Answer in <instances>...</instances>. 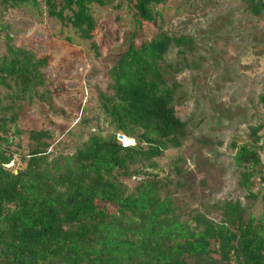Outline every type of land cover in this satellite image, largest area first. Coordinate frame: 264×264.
<instances>
[{
	"label": "trees",
	"instance_id": "trees-1",
	"mask_svg": "<svg viewBox=\"0 0 264 264\" xmlns=\"http://www.w3.org/2000/svg\"><path fill=\"white\" fill-rule=\"evenodd\" d=\"M107 1L0 3L16 9L42 2L50 18L91 41L97 28L91 6ZM125 1L140 22L156 24V6L168 0ZM248 1L252 14L264 18V0ZM190 43L160 30L140 47L129 44L109 70L111 93L99 97L115 129L111 136L93 133L75 154L50 161L49 134L32 131L21 156L25 167L15 173L7 168L15 155L0 138V264H264V125L251 128V143L234 145L246 204L226 203L220 222L181 214L173 201L179 180L154 171L156 160L187 137L177 114L185 97L177 98L180 85L168 83L160 64L172 46ZM47 64L48 58L9 45L0 57V84L16 89L18 99L31 97ZM260 100L264 105V94ZM1 115L0 106L5 131ZM120 134L136 144H122ZM133 179L138 183L131 188ZM257 203L259 216L251 211Z\"/></svg>",
	"mask_w": 264,
	"mask_h": 264
},
{
	"label": "rangeland",
	"instance_id": "rangeland-1",
	"mask_svg": "<svg viewBox=\"0 0 264 264\" xmlns=\"http://www.w3.org/2000/svg\"><path fill=\"white\" fill-rule=\"evenodd\" d=\"M248 2L168 0L156 6V24L140 22L125 0L93 3L97 28L91 41L50 18L42 2L16 9L0 3V57L11 45L48 58L43 84L31 97L18 99L16 89L0 84L1 116L7 121L0 138L15 155L7 168L14 173L24 169L21 156L28 154L32 131L49 134L50 161L75 154L93 133L113 135L99 99L112 91L109 70L131 42L140 47L162 30L192 42L180 49L172 46L160 64L168 83L180 85L177 98L185 97L177 114L187 124V137L180 149L156 160L154 171L179 180L173 201L181 214L220 222L226 203L246 204L234 145L251 143V128L264 125V18L255 17ZM121 142L136 144L126 136ZM137 183L133 179L130 187ZM251 211L259 216L261 204Z\"/></svg>",
	"mask_w": 264,
	"mask_h": 264
},
{
	"label": "water",
	"instance_id": "water-1",
	"mask_svg": "<svg viewBox=\"0 0 264 264\" xmlns=\"http://www.w3.org/2000/svg\"><path fill=\"white\" fill-rule=\"evenodd\" d=\"M124 138V135L119 136V140H122Z\"/></svg>",
	"mask_w": 264,
	"mask_h": 264
},
{
	"label": "built area",
	"instance_id": "built-area-1",
	"mask_svg": "<svg viewBox=\"0 0 264 264\" xmlns=\"http://www.w3.org/2000/svg\"><path fill=\"white\" fill-rule=\"evenodd\" d=\"M120 141H122V140H120Z\"/></svg>",
	"mask_w": 264,
	"mask_h": 264
}]
</instances>
